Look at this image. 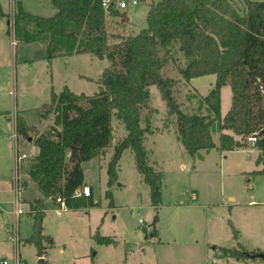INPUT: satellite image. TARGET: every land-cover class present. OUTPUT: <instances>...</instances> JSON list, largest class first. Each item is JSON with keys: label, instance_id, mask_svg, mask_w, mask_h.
Returning <instances> with one entry per match:
<instances>
[{"label": "trees", "instance_id": "1", "mask_svg": "<svg viewBox=\"0 0 264 264\" xmlns=\"http://www.w3.org/2000/svg\"><path fill=\"white\" fill-rule=\"evenodd\" d=\"M49 1L56 10L51 17L30 14L20 2L13 4L10 21L16 44L43 45L45 60L90 54L107 60L108 66L92 95L75 94L66 86L58 94L51 90L50 102L41 107L43 117L53 116V124L47 131L40 133L29 127L19 114L14 117L16 136L35 133L33 146L37 154L30 160L27 174L41 198L34 200L26 213L33 217L32 234L26 241L35 247L38 257L53 245L52 238L43 235L47 199L56 204V197L60 196L65 199L67 209L74 210L98 205L92 196H71L84 185L81 164L103 155L112 146V120L123 126L125 136L114 144L106 166L105 198L109 206L113 207L111 189L117 183L118 162L127 149L133 153L142 182L149 187L151 206L161 203L162 175L149 165L144 146V135L150 128L148 118L145 126H141L151 86L157 88L167 115L175 118L179 141L193 158L201 150L216 147L212 139L214 128L221 133L218 146L221 151L244 148L247 146L244 139L260 136L264 131V2L159 0L149 4L145 28L135 35L116 36L118 42L109 44L112 36L108 33L107 16L120 17L115 6L105 11L102 0ZM3 16L0 10V17ZM174 41L187 60L186 66L179 70L183 81L216 76L208 95L200 97L197 113L181 109L174 96L180 81L166 72L173 63L170 46ZM226 85L231 91V106L222 118L220 91ZM4 115L0 111V116ZM223 131H231L240 139ZM254 146L261 152L256 160L258 165L264 161L263 140ZM15 152L19 155L18 149ZM252 175H264V169ZM230 226L237 240L238 232L231 223ZM93 239L99 245L114 243L98 233ZM222 252L224 257L236 261L259 260L258 264H264V259L257 257L260 253L241 244Z\"/></svg>", "mask_w": 264, "mask_h": 264}, {"label": "rangeland", "instance_id": "2", "mask_svg": "<svg viewBox=\"0 0 264 264\" xmlns=\"http://www.w3.org/2000/svg\"><path fill=\"white\" fill-rule=\"evenodd\" d=\"M136 1L137 5L118 10L121 14L119 23L115 24L107 16V29L111 38L135 35L145 28L149 4L159 0ZM16 2L37 16L50 17L55 12L48 0H0V7L9 12ZM236 2L240 4V0ZM125 17L129 21L124 22ZM113 39H110L109 44L116 41ZM11 42V27L2 20L0 92L3 94L0 96V109L13 113V120L18 114L16 112H22L29 127L40 133L47 131L53 124V116L43 117L44 111L41 109L50 102L51 90L58 94L66 86L75 94L92 95L97 92V82L108 66L107 60L89 54L43 60V45L13 46ZM170 55L173 63L166 72L183 84L174 89L176 101L183 111L197 113L200 97L208 95V80L197 78L194 81L197 91L189 88L179 73L187 60L175 41L170 46ZM149 91V104L143 109V127L145 118L149 121L151 117L162 118L163 126L169 127L175 118L166 115L167 110L157 88L151 86ZM230 100L231 91L227 85L222 91V118L230 109ZM113 122L112 143L121 135V124L115 120ZM0 129L11 135L12 123L1 122ZM219 134L218 129L214 128V142L218 141ZM165 136L171 145L168 148L165 146L166 150H163L160 148L163 138L159 139L157 155L150 156L151 161L157 157L155 168L162 175L159 206H151L149 187L140 181L131 151L122 157L117 171L120 178L118 184L122 186L111 189L113 207L109 206V200L105 198L106 183L95 161L85 163L86 183L93 187L94 199L99 204L61 211L62 215L57 213V208L48 209L43 220L44 232L52 238L53 245L47 247L45 243L47 248L43 262L37 257L35 247L26 241L31 232V219L24 213L16 217L14 192L3 184L14 177V145L11 144L9 163L0 162V258L9 259L11 264L17 255L20 264H235L223 256L222 249L237 248V244L264 254V207H246L245 204L235 208L239 203L247 202L251 194L255 195L257 201L264 200V175L255 177L252 173H246L241 177L236 173L237 168L252 171L258 148L244 139L247 146L254 147L250 149V154L211 151L201 162V159L197 160L188 153L186 155L182 145L175 146L172 130ZM34 138L35 133L32 131L25 136H17L19 143L18 147L15 145L16 149L19 154L26 155L19 168L21 174L28 171L29 162L34 157L31 149L34 147ZM6 174L9 178H4ZM23 182V177L19 176L22 203L35 197L33 189L24 188ZM229 196H234L235 201L230 202ZM47 200L52 205L53 201ZM249 218H254V225L249 224ZM229 222L240 234L238 240L233 238ZM96 233L111 238L114 243L97 244L93 239ZM14 235L20 241L18 249L13 240ZM251 262L260 263L259 260Z\"/></svg>", "mask_w": 264, "mask_h": 264}, {"label": "crops", "instance_id": "3", "mask_svg": "<svg viewBox=\"0 0 264 264\" xmlns=\"http://www.w3.org/2000/svg\"><path fill=\"white\" fill-rule=\"evenodd\" d=\"M48 3L50 4V1L48 0ZM51 5V4H50ZM52 6V5H51ZM12 8V7H11ZM11 8H10V11L9 12H5V11H3V9H1V7H0V10H1V12L4 14V16L3 17H0V21H2V20H4L5 22H6V24H7V26L9 27V25H10V17H9V15H10V13H11ZM53 8V7H52ZM24 9V8H23ZM54 9V8H53ZM25 11H26V9H24ZM118 10H120V9H118ZM54 14L56 13V10L54 9ZM147 11H148V9H147ZM26 12H28V11H26ZM29 13V12H28ZM119 13H120V11H119ZM30 14H32V13H30ZM53 14V15H54ZM34 15V14H33ZM52 15V16H53ZM147 15V14H146ZM120 16H121V14H120ZM51 17V16H50ZM114 22H115V24L116 23H119V17H117V18H111ZM123 21L124 22H127V21H129V18L128 17H125L124 19H123ZM125 35H122V37H124ZM111 40H112V38H111ZM114 40V39H113ZM116 41H114L113 43H117L118 42V40L117 39H115ZM110 43V42H109ZM113 43H111V44H113ZM31 44H34V43H31ZM24 45H27V44H24ZM47 50V49H46ZM90 55V54H89ZM92 56V55H91ZM61 57H71V56H61ZM94 57V56H93ZM43 60H45V59H43ZM198 78H206L207 80H208V83H209V91L212 89V87H213V85L215 84V81H216V76L215 75H206V76H202V77H198ZM195 79H197V78H193V79H191L189 82H185V85L186 86H188L189 88H191V89H193V90H196V88L194 87V81H195ZM183 84L182 83H180L179 84V86H182ZM227 86V85H226ZM226 86H223L222 88H221V91H220V103H221V101H222V91H223V89L226 87ZM197 91V90H196ZM209 91H208V93H209ZM14 94V93H13ZM231 101V100H230ZM230 106H231V102H230ZM40 109V108H39ZM0 111L1 112H4V113H6V115H4V116H0V123L1 122H3V121H6L7 123H12V133H15V122H14V120H13V118H12V114L13 113H9V112H6V111H3L2 109H0ZM15 113V112H14ZM16 113H18V114H20L25 120H26V122H27V119L25 118V116L23 115V113L21 112V113H19V112H16ZM166 115H167V112H166ZM143 115H142V119H141V126L143 127ZM161 119L162 118H157V117H155V118H153V117H151L150 119H149V121H150V128H149V131L147 132V133H145V135H144V146H145V148H146V151H147V157L149 158L148 160H149V165L154 169V170H156V172H159L156 168H155V164H157V157L155 158H153L152 159V161H151V159H150V156H155V155H157V153H156V151H158V146H157V143L159 142V139H162L163 138V140H161L162 141V145L160 146V148L161 149H163V150H166L165 149V146H167V148L169 147V145H171L169 142H168V140L167 139H165V135H166V133H169L171 130L173 131V136L175 137H173L174 138V142H175V146L176 145H178L179 146V144L180 145H182L181 143H180V141H179V138H178V134H177V129H176V126H175V123H172L169 127H165V126H163V123H164V121H161ZM173 119V118H172ZM114 120H112V127H114L113 125H114V122H113ZM116 121V120H115ZM173 122H175V120L173 119L172 120ZM116 123H117V121H116ZM119 123V122H118ZM28 124V126H29V123H27ZM120 128H121V135H120V137L119 138H117L116 139V141L115 142H113L112 143V146L103 154V155H100V156H98L97 158H94V159H92V160H90V161H87V162H83L82 164H81V167H82V170H83V176H84V181H83V184L84 185H87V186H89L90 188H91V191H92V194H93V198H92V200H93V202L94 203H96L97 201L94 199V192H93V187L90 185V184H88V183H86V178H85V171H84V164L85 163H89V162H91V161H95V165H96V168H98L99 169V174L101 173L102 174V176H103V180H104V183H107V180H108V177H107V173H106V166H107V163H108V161H109V159H110V157H111V155H112V153H113V146H114V144L117 142V141H119L120 139H122L124 136H125V132H124V129H123V126L122 125H120ZM223 133L224 134H228V135H232V136H234L233 135V133L231 132V131H223ZM12 135V134H11ZM11 135H9V134H6V133H4V131L2 130V129H0V162L1 163H3V161H4V163H9V159H10V150H9V147H11V144H13L14 145V150H15V143H14V141H12L11 140ZM219 137H220V134H219ZM234 138L235 139H238L236 136H234ZM212 139H213V136H212ZM11 142V143H10ZM214 142V141H213ZM18 141H17V147H18ZM148 144H149V146H148ZM214 144H215V148H213V149H211V150H209V151H205V150H201V151H199L198 153H197V155L195 156V158L197 159V160H202L201 162H204V160H205V158L208 156V155H210V153H211V151H220V153H235V152H243V153H245V155H247V154H250L251 152V150L250 149H252V148H254V147H251L252 145H250V146H246V147H244V148H240V149H235V150H233V151H221V150H219V148H218V146H219V138H218V141L217 142H214ZM183 147V146H182ZM171 148V147H170ZM32 149V152H33V155L35 156L36 154H37V149L35 148V147H32L31 148ZM129 151H131V150H129V149H127V150H125V151H123V153H122V155H121V158H120V160H119V162H118V166H117V171H118V169H119V167H120V161L122 160V157L126 154V153H128ZM260 154H261V152H260V150L258 149L257 150V152H256V156H255V158H254V165H253V169H252V171H246V169H236V173H238L241 177L244 175V174H246V173H253V172H256V171H261V170H263L264 169V161H262L260 164H258L257 165V163H256V160H257V158L260 156ZM186 155H187V152H186ZM133 159H134V157H133ZM250 170V169H249ZM6 172V171H5ZM9 172V171H8ZM20 173H19V176L20 177H23V179H24V182H23V185H24V188H31V190L33 189V195L35 196L34 197V199H32L31 201H23V203H22V207L24 206V207H27V209H24V211H25V213L24 214H26L28 211H29V208H30V204H32L33 203V201L34 200H36V199H38V198H41V194L39 193V191H38V189H37V186H36V184L30 179V177H29V175L27 174V172H24V173H22L21 174V171H19ZM117 175H118V179H117V183H116V185L113 187V188H115L116 186L117 187H121L122 186V184H118V181L120 180V178H119V174H118V172H117ZM260 176H262V175H256L255 177H260ZM139 177H140V181H142V179H141V176L139 175ZM1 178V177H0ZM4 178H9V176H7V174L5 175V177ZM3 184H4V186L5 187H8V188H11V190H12V181H4L3 182ZM228 200L230 201V202H234L235 201V197L234 196H229L228 197ZM52 202V201H51ZM45 204L47 205V210H46V212L48 211V209L50 208V207H54V208H57L58 206L56 205V204H54L53 202H52V205L50 204V203H48V200H46L45 201ZM98 204H99V202H98ZM246 204V207H264V200H262V201H257V199L255 198V195L254 194H251L250 196H249V199H248V201L247 202H245V203H239V205H237L235 208H238L239 206H244ZM58 209V208H57ZM70 210H74V209H66V210H63V212H66V211H70ZM75 210H78V209H75ZM234 210V209H233ZM56 211H58V210H56ZM59 213V215L62 213L61 211H59L58 212ZM27 216H29L28 214H26ZM62 215V214H61ZM18 218V217H17ZM29 218L31 219V232L29 233V235H27L28 237H26V240L31 236V234H32V224H33V217H31V216H29ZM248 222H249V224L251 223L252 225H254V223H255V220H254V218L253 219H248ZM43 235L45 236V237H50V236H47L46 234H45V232H44V223H43ZM240 235V234H239ZM239 235H238V237H239ZM51 238V237H50ZM238 240V239H237ZM46 244L44 243V246H45ZM243 246V245H242ZM244 247V246H243ZM246 248V247H245ZM247 249V248H246ZM247 250H249V249H247ZM250 251V250H249ZM38 257V256H37ZM38 258H41L40 259V261L41 262H43V258H44V255L42 256V257H38ZM228 261H231V262H233V263H235V264H239V263H242V264H251L252 262L251 261H236L235 259H233V258H228ZM255 264V263H254Z\"/></svg>", "mask_w": 264, "mask_h": 264}, {"label": "built area", "instance_id": "4", "mask_svg": "<svg viewBox=\"0 0 264 264\" xmlns=\"http://www.w3.org/2000/svg\"><path fill=\"white\" fill-rule=\"evenodd\" d=\"M137 1L136 0H130L129 2L123 1V0H102L101 1V5L102 8L107 11L110 6H115L117 9H126L128 7V5L130 6H135L137 5ZM12 12V9H11ZM10 27H11V38H12V45L15 46L16 45V41L14 39V32H13V28H12V21H10ZM10 34V32H9ZM3 93L0 92V96ZM12 140L14 141L15 145H16V141H17V136L16 133H12L11 135ZM261 139V136L258 135H251L250 137L247 138L248 142H250L252 145H254L258 140ZM15 150H16V146H15ZM14 150V161H13V166H14V177L12 180V191L14 192L15 195V200H14V204H15V209H14V214L16 215V217H19V215L25 213L23 207H22V202H21V187H20V183H19V168L21 165V161L23 159L26 158L25 154H16ZM92 196V191L91 188L87 185H83L77 189H75L72 193V198H89ZM56 204H58L59 206L57 207L58 211H63L66 210V204H65V199H63L62 197L58 196L56 197ZM59 214V213H58ZM12 232L15 234V230L13 229ZM14 242L16 243V247L18 249L19 247V238L17 235H14L13 237ZM0 264H11V261L7 258H0ZM12 264H20V257L19 255L13 257L12 259Z\"/></svg>", "mask_w": 264, "mask_h": 264}, {"label": "water", "instance_id": "5", "mask_svg": "<svg viewBox=\"0 0 264 264\" xmlns=\"http://www.w3.org/2000/svg\"><path fill=\"white\" fill-rule=\"evenodd\" d=\"M46 52L48 53L49 52V49H47ZM260 136H261V139L264 142V131H262V133L260 134ZM257 257L260 258V259H264V254H262V253L257 254Z\"/></svg>", "mask_w": 264, "mask_h": 264}]
</instances>
